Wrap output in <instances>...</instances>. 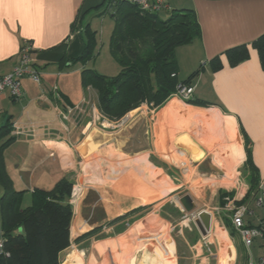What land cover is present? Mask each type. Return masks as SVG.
Segmentation results:
<instances>
[{"label": "crops", "instance_id": "obj_1", "mask_svg": "<svg viewBox=\"0 0 264 264\" xmlns=\"http://www.w3.org/2000/svg\"><path fill=\"white\" fill-rule=\"evenodd\" d=\"M107 1L0 0V76L16 67L24 41L34 47V66L41 73V83L22 80L21 101H15L8 91L0 95V128L12 123L11 136L17 137L2 152L3 170L13 188L24 192L22 207L30 206L35 189L50 190L62 177L75 184L80 196L70 199L71 245L61 253V264H260V239L249 248L226 219L211 217V230L203 236L197 226L186 229V222L171 224L169 229V215L162 211L157 223L155 217L138 216L153 204L157 192L161 200L175 190V176L155 162L167 153L162 129L175 117L185 123L183 132L177 126L175 137L187 138L188 151L181 154L187 153L195 172L216 171V154L229 161L228 168L234 169L236 158L240 160V191L235 200L248 193L254 167L259 188L253 203H248L251 212L244 221L248 227L260 225L264 204L257 208L255 199L264 191V69L252 44L264 35V0H164L168 8L159 12L163 20L175 10L194 11L201 33L176 50L178 77L180 82L186 80L203 65V71L189 84L195 88L193 99L211 105L202 107L173 98L159 111L152 131L134 136L130 131L119 136L121 132L106 130L121 120L105 117L96 90L84 86L82 71L91 69L89 62H73L81 57L88 32L95 34L97 48L100 31L94 21L114 19ZM109 25L112 28L114 23ZM241 45L248 47L249 57L231 65L226 52ZM217 57L221 65L215 69L211 61ZM181 74L187 77L182 79ZM90 102L103 123L88 133L93 126L90 121L84 123L83 117ZM69 108L74 111L67 116ZM25 112L31 121L20 124L15 118ZM173 129L171 147L176 139ZM90 162L97 167L93 176L85 174ZM2 191L0 185V200ZM252 206L260 210L258 215ZM153 227L157 234L151 232ZM152 237L158 241L143 243Z\"/></svg>", "mask_w": 264, "mask_h": 264}, {"label": "trees", "instance_id": "obj_2", "mask_svg": "<svg viewBox=\"0 0 264 264\" xmlns=\"http://www.w3.org/2000/svg\"><path fill=\"white\" fill-rule=\"evenodd\" d=\"M109 11L115 19L110 51L121 71L118 76L109 77L96 69L85 68L82 81L85 87H92L98 93L102 114L119 121L145 102L155 107L166 104L181 83L190 86L189 81L198 71L180 82L176 50L200 36L201 28L192 9L172 11L166 20L159 16L160 11L146 12L125 2L117 3ZM94 36L88 32L86 47L74 63L94 61L97 56ZM252 46L258 49L264 69V35ZM226 56L231 65H237L249 57V49L246 45L230 48ZM211 62L215 69L221 65L218 57ZM188 103L202 107L211 105L197 98ZM12 127L13 124L7 122L0 128V140L7 138L0 145V185L3 188L0 230L8 252V256L0 255V264H61V253L71 245L69 228L73 208L70 199L75 184L62 177L50 190L35 189L30 206L22 207L24 192L13 188V182L3 170L2 152L17 138L11 136ZM249 154L248 150L247 160ZM251 172V189L257 191L259 184L253 166ZM250 198L251 193L246 201Z\"/></svg>", "mask_w": 264, "mask_h": 264}, {"label": "rangeland", "instance_id": "obj_3", "mask_svg": "<svg viewBox=\"0 0 264 264\" xmlns=\"http://www.w3.org/2000/svg\"><path fill=\"white\" fill-rule=\"evenodd\" d=\"M104 21L106 23L102 22L101 20L99 21L95 20L93 23L94 27L97 28L98 31H100L98 45L95 50L99 54L96 57V59H94V61H90L88 63L89 64L88 67L91 69L95 68L98 72L105 74L106 76L116 77L119 75L121 71V67L117 64L114 56L111 54L110 51V45H111L110 41L114 32L115 19H112L110 17H105ZM110 22H112V24L114 23L112 28H110L111 27L109 25ZM103 23H105V26ZM203 69L204 66L200 65L196 70H198L199 73L203 71ZM186 77L187 76L181 74L182 79ZM195 77L197 76L195 75ZM172 96L166 104L170 103V101L173 99ZM166 104L155 107L154 105L145 102L138 108L134 109L132 112L126 114L119 123H113V125L109 126L106 130L114 131L117 133L121 132L122 134L120 133L119 136L129 135V131L133 136L135 134H138L139 131L142 135H144L146 130L152 131L153 122L158 119L159 111L163 107H165ZM93 106H94L93 103L90 102L89 107L87 108V113L84 115L85 118L83 117V120L85 119L84 123H87L86 121H90L93 126V127L90 126V128L88 129V133L91 132V129H93L94 127L96 126L99 127L100 125L99 123L102 122V120L98 117V114L97 115H95L96 113L94 114ZM28 115L29 114L25 112L22 114V116L15 119L20 124H23L27 121H31ZM127 117H128L127 121L123 124L124 120ZM184 124H185L184 122L180 123L178 119L175 117H172L171 120H169L165 124V127L167 128L165 130L162 129V139H164L163 141L167 153L165 154V157L162 158L160 161L159 160L155 161L156 163L158 162L159 164L160 163L163 164L165 166V171L169 174H172V176L173 175L175 176L176 179L172 178V180H175L176 183L174 187L175 190L172 192H167L166 197L164 199L162 198L161 200H159L161 197L157 192L155 196L153 195L154 196L153 199H151V201H154L153 204H150L148 206V209L141 210L139 212L140 215L138 217H142L146 215H148V217L152 216L156 218L157 221L155 223H157L163 217L161 215V211H162L169 215L170 221L169 223L167 222L169 229L173 227V226L170 227L171 224L175 225V223H182V222H186L184 223L186 229L187 228L194 229L196 227V224H195V220L192 219V214H199L205 211L209 213L211 217H213L217 221L220 220L224 221L226 219L227 222L232 226L233 224L231 222V211L229 207L236 208L239 206H248L249 201L253 203L254 199H252L253 198L252 196L255 193V190L252 191L250 186V189L248 190V193L245 195V198H243L240 201H238L237 199L235 200L234 197L236 192L240 191L239 178H241L240 177L241 170L238 169V166L240 165V160L237 158H236L237 166L234 169H232L226 167L227 165L229 166L230 164L228 163L229 161H227L223 155L216 154L214 156L215 163L213 165L215 166V168H217L216 171L212 169L209 171L203 169L195 172L194 168L192 167V162L189 156H187V153L186 156L184 157L181 154L183 150H186V152L188 151L186 149L188 147L187 141H185L187 138L184 137L183 140H178L175 137L177 126H179L180 131L183 132V129H185L183 126ZM174 127L175 129H173V137L176 139H175L174 147L173 146L171 147L170 132ZM12 128L15 129V125ZM213 129L210 128L211 131ZM245 148L248 159L249 148L247 147L246 144H245ZM212 151L215 152V149H213ZM82 167L84 169V165H82ZM95 167L96 166L93 167V165L91 166V162H90V165L87 167L88 169L86 170L84 169L85 174H87L88 176L89 175L93 176L95 174L94 170L95 169L97 170V167L96 168ZM206 167L207 168L209 167L208 164L206 165ZM118 170L119 171L122 170L120 166ZM97 175H99V173H97ZM115 178L118 180L120 176H116ZM251 178H252V173L250 175V179ZM249 193H251V198L248 199V201H246V198ZM187 194L190 195L196 202V209L193 212H185L181 205L180 199L186 196ZM178 207L181 211L178 209ZM251 209L255 211L256 215H258L260 212V210L256 209L255 206H252ZM151 232L157 234L158 230L153 227L151 229ZM156 234L151 236L156 237ZM154 237H152L153 239L151 241H145L143 243L146 245L157 242L158 239ZM142 253L143 252H141V254Z\"/></svg>", "mask_w": 264, "mask_h": 264}, {"label": "built area", "instance_id": "obj_4", "mask_svg": "<svg viewBox=\"0 0 264 264\" xmlns=\"http://www.w3.org/2000/svg\"><path fill=\"white\" fill-rule=\"evenodd\" d=\"M119 2L130 3L137 6L140 10L154 13L161 10H166L168 8L167 3H164V0H108L107 5L109 9L116 6ZM34 47L29 41H24L21 45L20 53L18 55V64L12 69V72L8 75L0 76V95L8 91L10 96L15 101H21L24 97L23 95V83L22 80L29 78L30 80L41 83V73L35 68V59L33 58ZM195 88L186 84H180L177 86V91L173 94V98L178 99L188 103L193 99ZM74 108H69L67 110V116L72 114ZM2 117V111L0 110V118ZM64 118H67L64 116ZM128 117L124 120L123 123L127 121ZM21 134L20 132H17ZM76 186L73 189L72 200H75V197L79 194ZM264 204V191H261L260 196L255 199V206L261 208ZM231 211V220L233 222L234 228L236 231L241 234L243 242L246 246H250L254 243L256 239H260L262 246V254L260 264H264V218L261 219L260 225L258 227H248L244 218L251 212L247 206L239 207H229ZM199 214H192V219L197 220ZM4 233L0 230V255L8 256L6 251Z\"/></svg>", "mask_w": 264, "mask_h": 264}, {"label": "water", "instance_id": "obj_5", "mask_svg": "<svg viewBox=\"0 0 264 264\" xmlns=\"http://www.w3.org/2000/svg\"><path fill=\"white\" fill-rule=\"evenodd\" d=\"M181 205L185 212H193L196 209L194 199L190 195H186L180 199ZM211 215L207 212H201L199 218L195 220V224L201 231L203 236H206L211 230Z\"/></svg>", "mask_w": 264, "mask_h": 264}, {"label": "bare ground", "instance_id": "obj_6", "mask_svg": "<svg viewBox=\"0 0 264 264\" xmlns=\"http://www.w3.org/2000/svg\"><path fill=\"white\" fill-rule=\"evenodd\" d=\"M187 159V158H186ZM133 191V190H132ZM123 247V246H122ZM66 264H68V263H66Z\"/></svg>", "mask_w": 264, "mask_h": 264}]
</instances>
